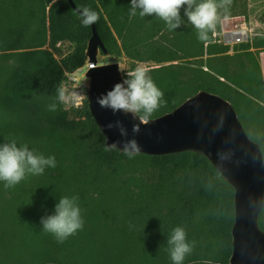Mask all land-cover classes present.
Here are the masks:
<instances>
[{"label":"trees","instance_id":"trees-1","mask_svg":"<svg viewBox=\"0 0 264 264\" xmlns=\"http://www.w3.org/2000/svg\"><path fill=\"white\" fill-rule=\"evenodd\" d=\"M74 2L98 13L95 25L112 59L126 57L132 62L124 78L138 63H156L146 71L164 95L149 120L173 111L200 91H215L216 84L222 85L218 91H224L226 99L239 107L248 135L264 154V78L259 55L254 53L264 50V35L232 47L214 42L212 32L202 42L183 11L181 26L169 30L157 17L142 18L138 12L130 16V0ZM2 32L17 43L9 53L14 63L0 76V92L6 95V104H0V143L13 140L19 119L22 135L17 138L27 139L25 144L37 154L54 156L56 167L43 175H27L12 188L6 189L0 181V218L41 223V217L54 214L60 197L77 196L84 226L62 243L64 248L58 253L65 254L66 261L74 257L86 264H173L168 239L175 227H182L193 245L183 264H230L235 189L204 154L139 153L129 158L119 149L105 151L106 138L88 97L69 109L57 100V88L64 87L66 72L86 64L92 35V26L81 24L70 1L0 0ZM64 43L71 46L68 53L62 49ZM206 55L220 56L219 61L206 62L216 75L177 63ZM236 59L239 68L233 67ZM253 68L259 71V91L252 86ZM51 104L57 105L55 112L49 111ZM37 142L44 144L47 153L34 149ZM13 191L18 193L5 199V193ZM21 196L27 202H17ZM95 216L101 223L94 226L87 220ZM259 225L264 230V209ZM105 226H111L112 232L97 231ZM84 242L91 249L67 247ZM53 254L37 264L59 261Z\"/></svg>","mask_w":264,"mask_h":264},{"label":"water","instance_id":"water-1","mask_svg":"<svg viewBox=\"0 0 264 264\" xmlns=\"http://www.w3.org/2000/svg\"><path fill=\"white\" fill-rule=\"evenodd\" d=\"M77 11L74 0H69ZM104 57H100L101 54ZM87 61L95 64L87 72L90 80L88 99L91 112L103 132L107 145L135 139L140 153L166 155L184 151L204 154L235 189V222L232 229L233 253L230 264H264V230L259 225L264 209V154L260 145L245 130L234 106L223 97L200 91L173 111L148 123L122 112L102 108L98 98L124 79L92 25L88 41ZM120 122L127 130L122 136ZM139 132H133V125Z\"/></svg>","mask_w":264,"mask_h":264},{"label":"clouds","instance_id":"clouds-1","mask_svg":"<svg viewBox=\"0 0 264 264\" xmlns=\"http://www.w3.org/2000/svg\"><path fill=\"white\" fill-rule=\"evenodd\" d=\"M231 0H223L230 5ZM187 17L197 31V38L202 42L209 40V33L216 29L220 18L216 0H130V16L157 17L163 20L169 30L181 26V12ZM227 11V9H226ZM80 22L84 27L97 23L99 15L89 7L77 9ZM163 92L156 86L145 68L137 67L126 74L125 78L116 83L106 94L98 98L102 108L113 113L122 112L148 123L152 114L161 106ZM57 100L66 103L68 97L64 87L57 88ZM56 104L49 105V111L55 112ZM117 127L122 136H127V130L118 121L116 125L108 124L109 129ZM139 125H133V132H139ZM118 149L117 143L105 146V151ZM121 150V149H119ZM129 158L140 153V146L135 139L124 142L121 150ZM56 167L54 156L37 154L28 145L18 146L15 140L0 143V181L4 187L12 188L23 181L27 175L39 176L48 168ZM43 232L51 234L58 243H63L74 236L84 226L77 196H62L55 204L52 215L41 217ZM169 255L173 264H183L185 257L193 250V245L187 242L186 232L182 227H175L168 239Z\"/></svg>","mask_w":264,"mask_h":264},{"label":"rangeland","instance_id":"rangeland-1","mask_svg":"<svg viewBox=\"0 0 264 264\" xmlns=\"http://www.w3.org/2000/svg\"><path fill=\"white\" fill-rule=\"evenodd\" d=\"M216 3L218 5V15H219V22L216 25V29L213 32L214 42L224 43L223 39V31L226 29H235L238 28L241 23H246L249 27L250 34L248 40L253 41L256 37L264 35V0H231V4L224 5L221 7L220 5L223 4V0H216ZM227 9V11H226ZM184 23L188 22L186 19H182ZM186 21V22H185ZM182 23V22H181ZM220 30H219V28ZM170 40H167L166 42H169ZM9 42V43H7ZM17 43L16 41H10L9 36L5 33H1L0 35V48H5V50H0V76L1 72L5 73V69L14 63V60L11 56H9V53L13 51V44ZM209 44V42L207 43ZM225 44V43H224ZM62 49L65 53H68L69 50H71V46L69 43L62 44ZM264 52L261 51L260 53ZM254 53H257L259 55V51H255ZM230 54H233L232 51H230ZM264 54V53H263ZM61 56H58L60 58ZM100 57H104V55H100ZM220 56L215 55L212 57H208L207 55L201 58L200 60H192L190 59H181L177 61V63L185 64L189 67L196 68L198 70L203 69L204 71H208L212 75H216L214 71H212L209 67V65L206 63L207 59H213L214 61H219L218 59ZM202 60V61H201ZM120 65V69L122 73H124L126 70L130 68L132 65V62L127 59L126 57H121L117 61ZM189 62H192V64H189ZM249 61L247 60V64ZM156 63L154 62H141L136 64L137 67L145 68L146 70L151 69L153 67H156ZM240 66V60L236 59L233 67L239 68ZM2 67H4L2 69ZM252 75L254 74L252 86L255 90L259 91L261 90L260 85V78H259V71L256 68H253ZM83 74H85V71L83 72H77L76 75L80 77L79 84L81 86L77 88H72L69 85H66L64 87L66 96L68 97V101L66 102V109H69L71 106H79L83 103L84 98L88 97V90H89V84L90 80L87 77H82ZM223 81L224 78H220ZM263 84V83H262ZM235 88L242 92H246L244 88H242L239 85H234ZM217 90L215 91H208L211 93H214L216 95H219L223 97L224 99L227 98L226 95H224V91H218L222 89V85H217L215 87ZM206 91V90H205ZM249 94L248 92H246ZM252 94H256V91H254ZM254 96V95H253ZM6 95L0 92V104H6ZM227 100V99H226ZM235 108L238 117L240 121L242 122L243 126H246V123L243 119L241 110L239 107L233 102L229 101ZM247 127V126H246ZM24 128V126H23ZM245 128V127H244ZM21 123L20 120L17 119V125L14 127V138L15 141H20L22 144H25L27 139H19L17 137H21L22 135L21 131ZM246 130V129H245ZM31 149V148H30ZM36 151H41L44 153H47V150L45 149L44 144L37 142L35 148ZM53 191L50 192V194ZM17 191L13 192H6L5 199H10L12 195L17 194ZM26 197H22L19 199V203L27 202ZM88 223L97 225L101 223L99 217L95 216L91 219L89 218L87 220ZM41 227V223H36L32 220H24L22 218H0V264H37L38 261H40L43 257H45L48 254L54 253L53 255H56L57 260L55 259H49L44 260L41 262V264H48L49 262L54 264H86L87 262H82L78 260L69 259L66 261L65 254H59L58 251H61L64 246L62 243H58L56 239L51 236L50 234H47L43 232V230H39ZM98 232H112V227H98ZM50 235V236H48ZM70 249H78L80 251L81 249L89 250L91 249V245L89 243H81L80 245L76 243V246L73 248V244L70 246ZM65 247V248H67ZM96 258V256H95ZM89 259V261H95L96 259ZM52 260V261H51ZM55 260V261H53ZM49 263V264H51ZM91 264H95L92 262Z\"/></svg>","mask_w":264,"mask_h":264},{"label":"built area","instance_id":"built-area-1","mask_svg":"<svg viewBox=\"0 0 264 264\" xmlns=\"http://www.w3.org/2000/svg\"><path fill=\"white\" fill-rule=\"evenodd\" d=\"M250 34L249 27L246 23H241L238 28L235 29H226L223 31V39L224 43L230 46H234L236 44L244 43L248 40ZM95 64L89 63L88 61L86 64L80 68H78L74 72H66L67 80L65 81V85H69L72 88H77L81 86L79 84L80 77L76 75L77 72H83L85 71V74H83L82 77H87V72L90 68L94 67Z\"/></svg>","mask_w":264,"mask_h":264},{"label":"crops","instance_id":"crops-1","mask_svg":"<svg viewBox=\"0 0 264 264\" xmlns=\"http://www.w3.org/2000/svg\"><path fill=\"white\" fill-rule=\"evenodd\" d=\"M264 52L260 53L259 54V57H258V60H259V63L262 67V71H263V78H264Z\"/></svg>","mask_w":264,"mask_h":264}]
</instances>
